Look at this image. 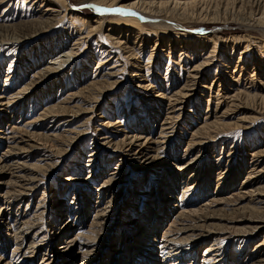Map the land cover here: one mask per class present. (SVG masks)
<instances>
[{
	"label": "bare ground",
	"instance_id": "6f19581e",
	"mask_svg": "<svg viewBox=\"0 0 264 264\" xmlns=\"http://www.w3.org/2000/svg\"><path fill=\"white\" fill-rule=\"evenodd\" d=\"M8 1H11V0H0V6L5 4L6 2L8 3ZM126 1L127 0H88V2L90 4L98 7V10H100L99 13H101V15L99 17H97L96 19H94L93 22H90L88 24V25L92 24L88 28V30L90 29L88 35H86L87 33L85 34L86 36H84V34H82L81 36H79L78 39L74 37L71 39L70 42H74L75 45L79 49V50L78 49L77 50L82 53V51H80V47L82 45L81 42H85V40H87L85 44H87L88 42H91L90 40L93 39V38H91V37H93V34H95V32H97L98 30L103 29V26L106 24L104 22L106 20L105 14L108 12L104 11V10L110 11V10H112V8L113 9L120 8V9H124L127 12H131V13H135V14L134 15H121V14L116 13L115 15L116 16L120 15L119 16L120 18L115 17V19L110 20V22L107 25V26H109L108 27L109 29L107 31L108 34H106V36L104 38L105 40L108 39L107 41H104V43L105 42L109 43L110 46H112V44H113V46L117 45L116 48H118L120 50L122 48L125 50V49H127V48H125L126 47L125 45L128 46V44H131V42H129L130 40L128 38V37H130V39L132 41H134L132 43L135 46H137V44H138L137 42H139V43L142 42L141 46L143 45V43H146V46L148 47V45L152 43L149 40L150 37H152L153 35L156 37H161V38H163V39H161L162 42L160 41L161 45L164 44V46L166 47L165 51H168V53H169L168 55L171 56L174 54V55L178 56V59H179L178 63L179 64L176 65V67H179L178 69H183L182 61L185 60L187 55L189 56L188 60L190 58L195 59L197 56L193 50L195 47L194 48L191 47L192 43H194V42L191 40L189 41L188 39L198 41L197 45H201V47L203 44H204L203 45L204 47L207 46V44H209V45L213 44L212 45L213 47H211V48L214 51L209 52L208 56L209 55L210 56L204 58L203 60L199 56H198V58H196V61H198L197 62L198 64L195 66H192L193 67L192 71H195V73L189 72V77H188L189 79H188V83H187L188 86L185 84L186 87L181 88L179 91L175 92L174 94H172L170 96H167L164 93H162L163 89L166 90L164 88V86L163 87L160 86V87H162V89L161 88L157 89V88H154L152 86V84L154 82H157V79H160V80L166 79V78H163V76H162L163 74L160 72V71H162V67H163L162 65H157L156 67H155V65L153 67L151 66L155 59H157L156 63L160 62V60L163 62V59H165L163 57V55H160L158 58L154 57V56H156V55H154L155 52H145V54L142 56L141 55V52L143 51L142 48H139L140 52L137 51L136 54H134V51L132 49H128V50H125V52L127 51L128 53L126 52L125 54L124 53L122 54V55H126V56L128 55L127 61L125 62V65H123L122 68L117 69L114 66L113 67L114 68L113 73H105V69L104 70L102 69V71L98 73L99 74L98 77L96 76V72H93L94 76L91 79V82L86 85L85 89L86 88L91 89V92L96 91L95 93H99V91L106 90V88H108V87L114 88V86H116V85L118 86L121 82L125 81L128 78V76L126 77V79H122V81H120L119 75H121L123 72H127L126 67L129 64H131L130 65L131 66L130 71L127 72L129 74L130 73L132 74V75L130 74L131 76H129V77H131V80H130L131 87L135 88V90L136 89L140 90V92H138V95H140L139 98L143 102H145L146 104H144L143 106L140 104V109L137 111L138 116H134L131 120L134 123L131 124L132 126L126 127V129L129 130L132 134L130 137H128V136L124 137L120 141L115 140V139L112 140L111 138H109L108 137L109 134L104 129L115 128L116 124H118V123H116L115 125H110L111 122L108 121V123L105 124L106 126H104L105 128L102 129L103 131H105L104 134H106L108 136L101 138L102 139L101 143L99 145L96 144V145H98V147L93 146L95 144V143H92L94 141V138L89 139V141H87V142L84 141L85 143H83L82 145L79 146L81 154L77 158H74V160H73L74 162L71 165L77 166V163L80 164V161H81L80 158L81 157L84 158L85 155H88L87 159H89V160H85V161L83 160L82 161L83 164L86 162L85 165H87V167L89 168L87 178L85 180L84 179L83 180L79 179V180L82 182L83 181L88 182V183H90V185H89L88 189L86 190V192L83 191V193H82L83 200L81 202H76L78 198H75V197L72 198L73 199L72 203L74 204V206H76L73 209L74 212L72 210L71 211L67 210V208L69 209V207L66 208V206H68L67 199H65L61 203V200L63 199V197L66 198L68 195H67V193H64L61 186H59L58 190L56 191V194L54 195L55 198H53L54 201L56 202L55 207L49 211L47 210L48 212H50L49 215H51L49 217L50 220L47 221V223H45V221H43L45 218V215L48 214L47 211L42 213L39 216L40 218H43V220H41L40 218L37 217V220L39 219L38 222H40V220H41L44 222V223L42 222V224H47V226H44V228L46 231L48 230V232H45L44 229L42 228L41 233H43V231H44V235H42L41 233H38L35 235V236L39 235L37 238L38 239L37 243L33 242V243L28 244V243H26L25 239L21 238L22 237L21 235H22L24 229L20 228L19 221L16 218V216L18 217V215L14 216V210H12L14 208V205H19L21 202H23L22 199H20V197L21 196L24 197L25 196L24 194L26 193V191L28 189H31L29 187V185H33V183H36V181L33 178H28V176L27 177L26 176L25 177H23V176L16 177L15 180L10 179V181H9L10 184H8V185L6 184V187L7 188L9 187L8 188L9 191H7V194H5V196L0 195V201L1 202H2V200L4 201L3 203L0 202V230H1V235H3L2 236V238H3L2 243L7 244V247L9 249L8 255L10 254L12 256L14 254L15 255L14 258H18V257L21 258V256H23V254L26 256L28 254H31V256H33V258H35L36 253L37 254L38 253L43 254V252H44L43 261L41 262V264H54L52 262L55 261V258L57 260H59L58 264L59 263L60 264H74L71 261H69L68 257H70V258L75 257L76 259L79 260L80 264H88L89 261H93V263L90 262L89 264H111V262H115L119 258L118 253L115 250L114 251L112 250V249H114V247H113V243H114V245H116V244L119 245L118 249L122 248L120 251L121 255H122V250L125 251V253L123 252V254L126 255V257L123 258V255H122V258H123L122 264H124L125 261L128 262V264H160V259H164L163 262L161 261L162 262L161 264H176L174 258H177L178 260H180V258L182 259L183 256L186 257L187 255H189L190 252L193 254L195 253L196 250L199 252L200 248L204 244L208 243L209 239L213 237V234H226V233L232 234V233H234L238 237H240V235L242 237H246V236H252L253 237L258 233L260 234L261 231H263L262 233H264V210H263V208L256 206L257 205L256 203L253 207L249 206V205H243L239 209L234 210L232 213L227 212L225 208L224 209H213V210H209L208 212H204V211H202V209L195 210V211L193 210V212L191 211L192 213H190L188 215V217H190V219L191 218L193 219L192 222L195 223L194 226H192V225L191 226H180L179 228H178L179 225L175 226L173 224L175 227L171 226L170 225L171 224L170 219L175 214H178L176 212V210L178 209V206L180 205V203L183 202L182 197L186 193L185 192L186 190L184 191V189L186 188L187 192H189V190H190V193H191V190H193V188L200 186L199 191L202 192L200 197H202L209 190V187L206 186V182L208 183L209 181H211V177L208 176V174L211 172L208 171V169H206V168L201 170V162L198 160V156L192 158L189 161H179V160H177V157L175 158V157L168 156L167 160L169 162V165L167 166L166 169H164L162 171L161 176H159L161 174V170L156 169V168H158L156 166V164H157V162H159L158 159H160V152L162 151V147H160V145L164 143V141H162V140L163 139L166 140L169 138V134H171L170 131L172 130L173 125H174L172 123H175V121L179 119L180 115L178 116V114L184 110L182 108L183 105H182V107H180L178 109H176V108L178 106H181L182 103H184V102H182L183 100L194 96V94L192 95L190 93V89L197 87L196 85H197L198 80H200V84H201V88H199L200 90L205 89V87L207 88L206 84L210 83V81H209L210 79H208L207 76L210 75L211 70H208V68H209V65L211 64V61H212L214 55L219 51V48L216 46L217 39L222 40L224 45H226V46L229 44H233L234 45L233 50L235 49V46H238L237 44L245 43V46L248 45L244 49V53H241L239 60L236 62L238 65H240V67L243 64L245 65V61H246L245 55H249V54L251 55V53L247 52V49L249 48V44L251 43V40H252L250 38L248 40H246V39L242 38V36L241 37L240 36L239 37L233 36V38H230V37H219V35L217 38V35L216 36H213V35L208 36L207 34H205L201 37H197V36H194L195 33H193V30L191 31V29L189 30L188 33H186L187 30L185 32L184 29L177 28L178 26H176V24L174 23L175 20L180 21V23L181 22L185 23V22H187V20H199V19L200 20H206L207 19V20H212L214 22H217L218 20L219 21L221 20V18H220L221 16L226 17V16L231 15V17H234V19L237 22H240V24H244L246 26L252 25V26L258 27L261 30H264V0H132L128 3ZM25 2H28V4H31V5H29L31 7L32 6L35 7V5L40 4L37 6V7H39L38 13H39V15H41L40 20H38V18H36V20L33 19V21L31 20V22L20 23V25H17V26L14 25L11 27V26L5 25V26L0 27V36H2L3 34H6L4 36H5V38H8V41H13V43H17V44L27 42L28 40L32 39V37H35L37 34H40V33L44 34L48 30H51V28L56 25L55 22L58 20V18H60L63 13L67 14L70 11L67 9V7L65 5L66 1H64V0H25ZM65 7H66V10L63 11V9ZM42 9H46V10L43 11ZM143 11H146V12L144 13ZM70 12H72V11H70ZM72 15H74V14H72ZM103 19H105V20H103ZM89 20H91V19H89ZM223 20L226 21V18ZM182 31H184L185 33ZM52 33H54V32H52ZM145 35L147 36V38L145 37ZM263 38H264V36H263ZM169 39H170V43L168 44V42L166 40H169ZM183 40H185V42H186L187 49L189 48L187 52H183L184 51L183 48L185 46L180 44V42ZM259 40L261 42V39H259ZM178 41H180V42H178ZM243 41H245V42H243ZM0 42H2V41H0ZM122 42H124V43H122ZM160 42L158 40V42H156L157 44L155 43V45L152 46L153 48L155 47V49H153V50H156V51L158 50V46H160L159 45ZM254 42H255V40H254ZM262 42H263V44L260 45V48H264L263 39H262ZM123 44H125V45H123ZM177 44H179V45H177ZM176 47L181 48L179 50V53H176V51L171 52ZM100 48H102V47H100ZM227 48H229V47H227ZM74 49H76V48H74ZM205 49H206V47H205ZM104 50L105 49L103 48L101 55L108 54V49H106L105 51ZM130 50H132V52H130ZM66 52H68V51H66ZM54 53L55 52L50 51V48L48 46L47 47L42 46L39 48V50L37 52V55H40L41 57H38V56L36 57V55H35V57L37 59L35 58L32 61V63H34L33 66H36L37 63L40 62V61H38L39 60L38 58H40L41 61H43L46 64L45 65V66H47L46 67V69H47L46 73L50 72V73L46 74L47 78L49 76H52V72L57 73L56 68L54 67V64H51V63L49 64V62L46 61V59L48 57H50L48 59L50 62H52V61L58 62L59 58H58L57 54H54ZM74 53H75V51H69V53L67 55H65V57H69L67 62L66 61L64 62L61 60L58 62V65H60L61 69L64 70L65 67H67V64L70 63L71 61H73V57H75V55L77 54V53H75V55H74ZM111 53L113 54V51ZM223 53H224V51H223ZM117 55H118L119 60L122 61L123 58H122L121 54L118 53ZM230 55L232 57V54H230ZM259 56H261V55H259ZM144 58L147 59L148 66L150 65V67H147L146 65L143 64L144 62H142V60ZM221 58L223 59V56ZM99 59H101V58H99ZM130 59L134 60V62L129 63ZM253 59H254V61H252L253 62L252 67H253L254 71L256 69L262 70L261 71L262 73L259 75L258 78H256L254 71L251 73L252 75H250V77H251L250 79L248 78L247 75H243L242 72L240 71L241 73L239 75H235L236 80L234 79L235 73L232 72V75H233L232 77H233V80H235V82H233V84L230 85L231 87L228 85L227 79H225L224 81H223V79H219V80L216 79V81L211 82L212 86L215 85V82H218L220 85V88L222 87L221 84L223 82L226 83V86H228V88L227 89L224 88V91H225L224 95H226L229 98V100H231L230 103L232 105L230 106V103H228L226 105L227 109L222 113V115L219 119L216 116V114L219 111L221 102L219 105L217 104L218 106H216L214 120L213 121L207 120L200 128H198L192 134L193 136H199L200 135L204 138V133H205V135L207 134L206 138H209V139L216 138L219 134L217 133V136L213 137L211 135V133H212L211 130L216 129V130L222 131V129H226V128L228 129L230 127V124L227 123L226 120L224 119V118H227V116H228V115H226L227 112H230L232 107H234L235 111L238 110V112H239L243 109L242 104L250 106L251 102H253L254 104H257V107H255L253 105V109L249 110L250 115H251V117L248 118L249 124L251 123V121H252V123H251L252 126L257 124V123L261 124L264 122V64H263L262 68L260 66H258V68H257L256 67L257 66L256 56H254ZM18 62H20V61H18ZM108 62L103 63V65L107 64ZM114 64L115 65L119 64L118 59L114 62ZM1 65L2 64H0V66ZM189 65H190V63L189 64L187 63V65L185 66L186 69H188V70H189ZM229 65L230 64L226 62L225 63L226 68L225 69H229L228 68ZM117 66H120V65H117ZM237 66H235L234 68L236 69ZM24 67L25 66H22V68H20V70L19 69L15 70L14 68H19L18 64L12 63V65H9L7 67V70H5L2 67V71L0 72V75H1V73L4 74V77L6 78L5 83L7 84L10 81H12V79L15 78V76L20 77L21 76L20 73H22V71H24L26 68V67L25 68ZM203 68H205L204 74H203L204 70H202ZM242 69H243V67H242ZM244 70L245 69H243L242 71H244ZM88 71L89 70H87V69L83 70V76H82L83 78L88 73ZM64 72H66V75H69V77L66 80L63 79V81H64L63 84L65 86H68V84L72 83L71 80H73L75 78V76L77 75L76 72H78V71L76 70V67H75V68L69 70L68 72L67 71H64ZM119 72H121V73H119ZM155 73L157 74L156 77L150 78ZM38 74L40 76L41 73L38 72ZM57 74H59V73H57ZM140 74H141V76H140ZM80 76H81V74H80ZM83 78H81V79H83ZM40 79H41V77L38 78L37 80H35V82H33V86H32L33 88L38 85ZM170 79H172V78H170ZM247 80H249L248 84H251V86L249 88H246V86L245 87L243 86V84ZM184 81H185V79H184ZM255 81H257V83ZM135 82H138L140 84H137ZM183 85H184V83H183ZM157 86H159V84H157ZM1 89H3V87H1L0 90ZM29 89H31V88H29ZM29 89H25V90L27 91ZM152 90L153 91L157 90V91L153 92ZM230 92H232V94H230ZM37 95H38V97H37ZM49 95L50 94L47 91V93L45 95V100L49 97ZM217 95H219V94H217ZM40 98H43V97L39 94H35L31 98V101L29 104V106H30L29 107V113H32L31 112L32 109L35 108V106H36L35 103L38 102L40 100ZM71 98L72 99L69 100L70 102H72V100L75 98V95L73 94ZM8 99H10V98H8ZM89 99L91 100V102L90 101H84V102L91 105L92 102H95L97 100V96L91 94L89 96ZM112 101H114L113 98L110 99V102H112ZM206 101H207L208 106H209V103L211 101H209L208 99ZM3 102H4V100H2L1 92H0V107H6L9 109L10 107L8 105L10 104V102H8V103H6V102L3 103ZM196 102H197V99L191 100V104H192L191 107L192 108H193L194 104H197ZM118 103H119V101H118ZM201 105H202V103L200 104V106ZM118 106H119V104H118ZM46 107H47V105H46ZM90 107H91L90 109L85 108L84 110H86V111H84L82 109L83 106H80V107L79 106L75 107L72 105L68 106V103H62L59 105L54 104L52 107L45 108V111L42 112L43 114L40 115V116H42V118L39 117V119L34 120L32 123L34 125L35 122H38V121H45L46 122V120H49V119L54 120V117H57L59 119L64 118L63 120H61V121H63V126L68 127V125L70 123H72L74 126L73 122L78 117V115H80L81 113H84V112L93 113L95 111L96 106L91 105ZM164 107H166L167 110H173L174 113L172 112L171 116H169L170 118L167 116H164V115L159 117L160 115H162L161 113H163L162 111H163ZM8 109H6V111H8ZM24 109H26V107H23V110ZM108 109H109V112L106 111V107L104 108V110L100 113L101 115H100L99 119L109 120L108 118L111 115V111H110V108H108ZM177 111H178V113H177ZM220 111H221V108H220ZM22 113H24V112H22ZM22 113L20 116L21 118L23 117ZM69 115L74 116L73 120L69 119ZM12 116L14 117L15 113H13ZM2 117L3 116H0V119ZM49 117H52V118H49ZM143 118H144V124L143 123H142V125L139 124L140 126L138 125V127H137L136 124H137L138 120L143 119ZM86 119H87L86 122L84 121L85 124L83 123L85 126L82 127L83 124L80 126V127H82V129L78 130V128L75 127L77 130L73 131V130H75L73 127L72 128L73 130H69V132L64 131V132L59 133V134H58V132H56V134H52L54 136H49V135L47 136L46 134L41 135V136H39V135L37 136L36 134H32V136H31L32 138L30 137V142L26 143V147H20L19 148L17 146H12V148H13V150H17V151L21 152L22 154H24V153L30 154L31 151L38 150V146L36 143L39 141H42L44 143V146L48 145L51 149H54V150H55V147L58 145L57 149H56V152L58 155L56 154V156H62L63 157L68 152L64 148H67V150H70L72 145L74 146V144H75L74 141H76L78 139V142H79L80 141L79 138L85 137V133H86V130L88 127L87 125H88L89 121H91V120H89V118H86ZM244 121H247V120H244ZM139 122H140V120H139ZM1 123L2 122L0 121V124ZM240 123H241V121H240ZM143 125H145L144 126L145 128H141V126L143 127ZM1 126H0V128H1ZM155 127H158L160 129L159 130V135H160L159 141H158V139L157 140L152 139V132L155 131L154 130ZM263 127H264V125H263ZM202 132H204V133H202ZM34 140H37V142H35ZM32 142H35V143L32 144ZM197 143H196V145H197ZM191 145H195V144L191 143ZM103 146H107V148H108L107 150L109 151V153H104V151L100 152V147H103ZM45 147H47V146H45ZM187 147L190 148V144ZM124 148H127L128 150H125ZM153 148H155V149L152 150ZM188 148L186 151H188ZM110 152H112V153H110ZM151 152H153V153H151ZM11 153H9V154H11ZM120 153L123 154L122 155L123 158L119 159L118 156L115 157L116 154H120ZM155 153H156V155H155ZM127 157L130 160H127ZM131 158L134 159L133 161L136 164V167L138 168V170H137L138 175L136 177L134 176L135 178H133V180H131V181L125 180L123 187L121 189L117 188L114 191V193L110 192V191H112L111 189H113L114 186L117 185V183L119 181H121L119 179L120 177L117 178L116 174H119V171H122V172L124 171V169H122L125 166L124 164L132 162ZM100 159H102V160L99 162ZM259 159H263V160H259ZM77 160H79V162ZM251 160L255 161V163L253 164V165L256 164L254 174H256L257 176L252 177V175H250L249 177H247L248 179L246 178L247 179V180H245L246 182L244 181L245 182L244 187H250V189L254 188L252 191H249V194L251 195L252 199L256 196L257 197L254 200H251L250 202L254 203L256 201V202L260 203L261 201H259L258 199H260L261 197L262 198L264 197V196H262V195H264V183L261 182L264 179V168L262 167L264 165V150H261L258 152L254 151L252 154ZM173 162H175L176 164ZM111 164L112 165L114 164V166L117 167L116 173H111V170H110ZM197 164H200V166L195 168V166ZM42 165L36 164V165H31V166L36 170H42L41 172L46 171L45 170L46 167H48L47 170H50L52 168V167H50V165H45V166L44 165L42 166ZM51 165H52V163H51ZM14 166H15V163L10 164V165H6L5 163L3 164L2 161H0V172H1L0 174H5L4 173L5 170H6V172H9L12 169V167H14ZM240 167H242V166H240ZM26 168H28V167H26ZM79 168H81L80 169V171H81L82 166ZM71 169H73V168H70L67 170L70 171ZM27 170L32 172V169H30V168ZM36 170H35V174L39 172ZM156 170L159 172L156 173ZM83 171H84V169H83ZM112 171H114V170H112ZM236 172H237V170H235L233 172L234 177L233 176L230 177V180L227 178L226 174H223V175L218 174L216 176L218 178V181H215L218 183V187L219 186L221 187V183L223 184L224 179H226L225 180V182H226L225 186L227 187V189L228 190L232 189V188L234 189V184H235L236 180L238 179V174L242 173V170H239L238 173L235 174ZM33 173H34V171H33ZM73 173L74 172H71L68 175L69 176L74 175ZM199 173H201V174L199 175ZM197 175H198V177H197ZM77 179H74L72 177L68 178L65 180V184L69 185L72 181H77ZM116 179H118V180H116ZM253 179H255V181ZM161 180H162V182H161ZM195 180L200 181L198 186L196 185V183H193V182H195ZM146 182H147V184H146ZM18 183H21V185L18 186ZM22 183H24V184H22ZM28 183H30V184H28ZM155 184L161 185V186L156 190L154 188ZM209 184H210V182H209ZM1 185H4V184L0 183V188H1ZM17 187H19L21 189V191H16L15 188H17ZM69 188L71 189L70 186H69ZM243 188H242V190H244ZM10 189H11V191H10ZM130 189H131V192L133 191L132 192L133 196L130 194ZM14 190H15V192H13V193H16V194L11 193ZM123 190H126V192L129 194V198H126L127 195H126L125 191H123ZM244 191H247V190L245 189ZM145 192H146V194L150 193V195L149 194L148 195H149V197H151V201L146 206V208L142 209L140 203L139 204L137 203L139 206V207H137L139 209L138 211L136 210V208L135 209L131 208L133 206V203L135 204V201L139 202L138 199L140 198V196L142 194L146 195ZM190 193H187V194H190ZM217 193H219V190H217ZM217 193H215V194H217ZM246 193H248V192H246ZM207 194L208 193H206V195ZM56 195H58V196H56ZM248 195H243V197L248 198L249 197ZM12 196H15L16 199ZM164 196L166 198H164ZM11 197L13 199H11ZM185 197H189V196H185ZM67 198H69V196ZM105 199H107V200H105ZM6 201H10V202L16 201V202L13 204V203H9ZM26 202H28V201H26ZM192 202H193V200H192ZM69 204L71 205L70 202H69ZM220 204H222V203H220ZM58 207H60V208H58ZM122 207H124V208H122ZM56 209H57V212H54ZM120 209L123 210V213H124V214H122L123 215V222H122L123 224L118 225V226H113L112 220L117 218V214H118L117 211ZM75 212L77 214V217L82 218V225L81 224L78 225L80 227L79 228L80 230L77 232V235L84 233V236H82L83 240L80 238H77V237L71 239V237L74 233V229L76 227V226H74V224L76 225L78 223V218L75 221L73 220V215ZM110 212H112L113 214L115 213V216L114 215L110 216L109 215ZM188 212H190V211H188ZM93 214H95V217H93L94 222L92 223V225L96 229L94 231H92V234L87 235L84 232L86 230L83 231V228H85L84 225L87 224V221L90 219V217L92 218L91 215H93ZM133 218H135L134 220L138 219L135 226H136V228L137 227H140V228H138V231L136 233V234H138V236H137L138 238H135V239H137V241L134 243L135 245L132 247L133 243H131V240H129V239H128V241L126 240L127 236H128L126 234L129 233L130 237L133 238V235H134L133 232L136 230V228L134 229V226H133V228L130 229L131 223L128 222V221L132 220ZM177 218H180V217H177ZM42 224L40 226H42ZM68 224L69 225L71 224L70 226L72 227V231H70V232H68V230L65 231V229H64V226L66 227V229H68ZM141 224H143V225H141ZM30 225H32V224H30ZM24 227H25V225H24ZM113 227L116 229L119 228L118 232H120V233H122V231L124 230L123 234L119 233V235H121V236H117V238L114 237L115 235L112 236L111 240H115V241L114 242L113 241L107 242L106 244L104 243V247L101 245V247L103 248L102 250H101V247H100V249H97V252H99L100 255L99 256L94 255V253H93L94 251L92 250V247L94 249L95 246L99 245L100 244L99 240L106 235V232H108V229L111 230V228H113ZM170 228H173V229L175 228V230L177 231L178 234L181 233L182 235H184V237H181V240H183L181 243L182 246L175 245L176 240L172 239L174 237L169 239V241H165V244L170 242L171 243L170 246H175L176 250L173 252H169V254H170L169 256H171V257H166V256L163 257V256H161L163 254H160V249H161L160 245L162 244V242L160 244V240L162 237L164 238L165 236H167V238H169L168 237V233H169L168 231L171 230ZM48 235H50V237H48ZM122 236H124L125 243L121 244L119 239ZM107 237H106V240L109 241L110 239ZM48 238L52 242V248L50 247V242H49L50 240ZM181 240L179 238V240H178L179 243ZM14 241H15V243H14ZM178 241H177V243H178ZM190 241H192V242L189 244ZM12 243H13L14 247L12 246ZM185 244L186 245L192 244L191 247H193L194 249L193 248L191 249L188 247L189 249H191V250H188V249L184 248V247H187ZM246 244H247V242L243 241L241 244L240 250H243L245 248ZM168 245L169 244H167V246ZM10 246H12V247H10ZM45 247L47 248L46 251L44 250ZM177 247H179V248H177ZM262 248H264V240L255 246V252L256 251L259 252L258 250L259 249L261 250ZM47 250H48V252H47ZM210 250L211 249H208V253ZM211 251H213V250H211ZM213 252H215V250ZM107 254H110V257L108 259H106ZM165 254H167V253H165ZM205 255H204V257H205ZM218 255H220V253ZM218 255H214V256L217 257ZM65 256H68V257H65ZM241 256L242 255H240V257ZM250 256H252V254ZM94 257H96V259L93 260ZM251 258L253 259L254 256H252ZM65 259H68V260H65ZM250 259H247V260H250ZM259 259H261V260L256 262V264H264V256H261ZM57 260H56V262H57ZM194 260L189 261L187 264H196V262H194ZM213 260H215V258L214 259L212 258V261ZM22 261L23 260L20 259V262L18 261V263L25 264V262H22ZM3 263L4 262L0 258V264H3ZM245 263H247V262L243 261L242 263H239V264H245ZM11 264H14V263H11Z\"/></svg>",
	"mask_w": 264,
	"mask_h": 264
},
{
	"label": "rangeland",
	"instance_id": "374dc122",
	"mask_svg": "<svg viewBox=\"0 0 264 264\" xmlns=\"http://www.w3.org/2000/svg\"><path fill=\"white\" fill-rule=\"evenodd\" d=\"M64 1H66L65 5H66L67 9L72 11V12L69 11L67 14L63 13L61 15V17L58 18V20L56 19L57 20L55 22L56 25L53 26L51 28V30H48L46 33L37 34L35 37H32V39L28 40L27 42L21 43V44L13 43V41H8V38H5V36H4L6 34H3L2 36H0V41H2V42H0V61L2 60L0 62V64H2L1 66L5 70H7V67L9 65H12V63L18 64L19 68H14L15 70H18V69L20 70V68H22V66L26 67V68L24 67L25 70L22 71V73H20V75H21L20 77L15 76V78H13L12 81H10L7 84L5 83L6 78L4 77V74L1 73V75H0V88L3 87V89H1L0 92H1L2 100H4L3 103L10 102V104L8 105L10 107L9 109L6 107H0V116H3L0 119V121L2 122L0 124V126L2 125L0 128V161H2L3 164L5 163L6 165H10V164L15 163V166H14L15 168L12 167V169L9 172H6V170H5L4 171L5 174H0V183L4 184V185H1L0 195L5 196V194H7V191H9L8 190L9 187L7 188L6 184L7 185L10 184L9 183L10 179L15 180L16 177H20V176H23V177L26 176L27 177L28 176V178H33L36 181V183H33V185H29V187L31 189H28L26 191V193L24 194L25 196L23 195L24 197H22V196L20 197V199H22L23 202H21V203L19 202L20 203L19 205H14V208L12 209V210H14V216L18 215V217L16 216V218L19 221L20 228L24 229L23 233L21 235L22 236L21 238L25 239L26 243H28V244L33 243V242H35V243L38 242L37 238L39 235L38 236H35V235L38 233H41L42 228L44 229L45 232H48V230L46 231L44 228V226H47V224H42V222L45 221V223H47V221L50 220L49 217L51 215H49L50 212H48V211L55 207L56 202L54 201L53 198H55L54 195L56 194V191L58 190L59 186H61L64 193H67V195L69 196V198H67L68 196L66 195L67 197L66 198L63 197V199L61 200V203H62V201L67 199L68 206H66V208L69 207V209L67 208V210L73 211V209L76 207L72 203L73 197L78 198V199L80 198L79 200L77 199L76 202H81L83 200L82 193H83V191L86 192V190L88 189V187L90 185V183H88V182L80 181L83 179L85 180L87 178V175H88L89 168L87 167V165H85L86 162L84 164L82 163L83 160L84 161L89 160V159H87L88 155H85L84 158L81 157L82 159L80 158V160H81L80 164L77 163V166L71 165L74 162L73 161L74 158H77L81 154L79 146L82 145L83 143L89 141V139L94 138V141L92 143H95V144L93 146L98 147V145L102 141L101 138L108 136V135L104 134L105 131L102 130L103 128H105L104 126H106L105 124L108 123V121L111 122L110 125H115L116 123H118V124H116L115 128L104 129L109 134V136H108L109 138H111L112 140L115 139V140L120 141L124 137H127V136L130 137L132 134L129 130L126 129V127L132 126L131 124L134 123L131 120L134 116H138L137 111L140 109V104L142 106L144 104H146L145 102H143L139 98L140 95H138V92H140V90H137V89L135 90V88L131 87V84H130L131 77H129V76H131L132 74L130 73L131 74L130 75L129 73H127L128 71H130V68H131L130 65L131 64H129L126 67L127 72H123L121 75H119L120 81H122V79H126V77L128 76V78L125 81L121 82L118 86L117 85L114 86V88L108 87V88H106V90L99 91V93H95L96 91L91 92V89H87V88L85 89L86 85L91 82V79L94 76L93 72H96V76L98 77L99 76L98 73L101 72L102 69L103 70L105 69V73H113V70H114L113 67L114 66L117 69L122 68L123 65H125V62L127 61V56H128V55L126 56V55H122V54L123 53L125 54L127 52V51L125 52V50H128V49H132L134 51V54H136L137 51L140 52L139 48H142V50H143L141 52L142 56L145 54V52H155L154 55H156V56H154V57L158 58L160 55H163V57L165 59H163V62L160 60V62H158L159 64L156 63L157 59H155L151 66L153 67L155 65V67H156L157 65H162L163 66L162 71H160V72L163 74L162 75L163 78H166V79L165 80L164 79H162V80L157 79V82H154L152 84V86L154 88H157V89H159V88L162 89V87L164 86V88L166 90L163 89L162 93H164L167 96H170V95L174 94L175 92L179 91L181 88L186 87V85L188 86L187 83H188V79H189L188 78L189 72L195 73V71H192L193 70L192 66H195L198 64L197 63L198 61H196V58H198V56H199L203 60L204 58L210 56V55L208 56L209 52L214 51L211 48V47H213L212 46L213 44L212 45L207 44V46H205L206 47V49H205V47L203 46L204 44L202 45V47H203L202 48L201 45H197L198 41L188 39L189 41L191 40L194 42V43L191 42L192 43L191 47L192 48L195 47L193 50L197 56L195 55L196 56L195 59L190 58L188 60L189 56L187 55L185 60L182 61L183 69H178L179 67H176V65L179 64L178 63L179 62L178 56H176L174 54H173L174 56L168 55L169 53H168V51H165L166 47L164 46V44L161 45V42H162L161 39H163L161 37H156L154 35L152 37H150L149 40L152 43L149 44L148 47L146 46V43H143V45L141 46L142 42L141 43L137 42L138 44H137V46H135L132 43L134 41H132L130 39V37H128L130 40L129 42H131V44H128V46L123 44L126 46L125 48H127V49L124 50L121 48V50H120V49L116 48L117 45L113 46V44H112V46H110L109 43H106V42H105L106 44L104 43V41L108 40V39L107 40L104 39L106 34H108V32H107L109 29L108 28L109 26H107L108 23L110 22L111 19H115V17L120 16V15L116 16L115 15L116 13H114L112 11H107L108 13L105 14L106 20L103 19V20H105L104 22L106 23L103 26V29L98 30L97 32H95V34H93V37H91L93 39L90 40L91 42H88L87 44H85L87 40H85V42H81V44H82L80 47V51H82V53H81L78 51L79 49L75 45V43L70 42V41L74 37L78 39L79 36H81L82 34H84V36L88 35V33L90 31V29L88 30V28L90 25H92V24H90V25H88V24L90 22H93V20L96 19L97 17H99L101 15V13H99L100 10H98V7L95 5H94L95 7H85L86 5H92L88 2V0H64ZM130 1H132V0H127L126 2L128 3ZM29 5H31V4H28V2H25V0H11V1H8V3L6 2L5 4L1 5L0 6V27L5 26V25L11 26V27L14 25L17 26V25H20V23L31 22V20L33 21V19L36 20V18H38V20H40L41 15H39V13H38L39 7H37L40 4L35 5V7L32 6L33 8ZM66 7L63 9V11L66 10ZM42 10L44 11L46 9H42ZM143 12L145 13L146 11H143ZM72 14H74V15H72ZM220 18H221V20L220 21L218 20L217 22H214L212 20H207V19L206 20H200V19L199 20H187V22H185V23L184 22L180 23V21H177V20H175V22H174L176 24V26H178L177 28L184 29L185 32L187 30L186 33H188L190 29H191V31L193 30V33H195L194 36H197V37H201V36L207 34L208 36H210V35L216 36L217 35V38L219 35V37L233 38V36H238V37L242 36V38H244L246 40H248L249 38L252 39L251 43H250L251 45L249 44V48L247 49V52L251 53V55L250 54L245 55V60H246L245 65L243 64L241 67L236 62L239 60L241 53H244V49L248 45L245 46V43L237 44L238 46H235V49L233 50V47H234L233 44H229L226 46V45H224L222 40L217 39L216 46L219 48V51L214 55V57L211 61V64L209 65V68H208V70H211L210 75L207 76V78L210 79L209 80L210 83L206 84L207 88L205 87V89L200 90L199 88H201V84H200V80H198L197 85H196L197 87L190 89V93L192 95L194 94V96L183 100L182 102H184V103H182L181 106H178L176 108V109H178V108L182 107V105H183L182 108L184 110L178 114V116L180 115L179 119L176 120L175 123H172L174 125H173L172 130L170 131L171 134H169V138L166 140L163 139L162 141H164V143L160 145V147H162V151L160 152V159H158L159 162H157V164H156V166L158 167L156 169L161 170V174L159 176L162 175V171L164 169H166L167 166L169 165V162L167 160L168 156L175 157V158L177 157V160H179V161H189L192 158L198 156V160L201 162V170L206 168V169H208V171L211 172L208 174V176L211 177V181H209L210 184H209V182L208 183L206 182V186L209 187L208 192H206V193H208L207 195L205 193L202 197H200L202 192L199 191L200 186H198V184L200 183V181H197V180H195V182H193V183H196V185L198 187L193 188V190H191V193H190V190H189V192H187V189L186 188L184 189V191L186 190L185 191L186 193L184 192L185 195L182 197L183 202L180 203V205L178 206V209L176 210V212L178 214H175L170 219V221H171L170 225L171 226L179 225L178 228L180 226H191V225L194 226L195 223L192 222L193 219L192 218L190 219V217H188V215L190 213H192L193 210L195 211V210L202 209V211L208 212L209 210H213V209H224L225 208L227 212L232 213L234 210L239 209L243 205H249V206L253 207L255 205V203L257 204L256 206L263 208V210H264V200H263L264 197L263 198L261 197L260 199H258L259 201H261L260 203L256 202V201L254 203H252L250 201L254 200L257 196L252 199L251 195L249 194V191H252L254 188L250 189V187H244L245 182H246L245 180L248 179L247 177H249L250 175H252V177L257 176L256 174H254L256 164L255 165H253V164L255 163V161L251 160L253 152L254 151L258 152V151L264 150V127H263L264 122L261 124L257 123V124L252 126V124H251L252 121L249 124V119H248L249 117H251L249 110L253 109V105L255 107H257V104H254L253 102H251L250 106L242 104V107L244 110L242 109L239 112H238V110L235 111L234 107H232L231 111L227 112V114H226V115H228L227 118H224L226 120V122L230 124V127L228 129L226 128L227 130L222 129V131L216 130V129L211 130V132H212L211 135L213 137L214 136L216 137L217 133L219 134L216 138H211V139L206 138L207 134L205 135L204 132H202V133H204V138L200 135L199 136H193L192 135L207 120H209V121L214 120L216 106H218L220 104V102H221V105H220L221 111L219 108V111L216 114V116L219 119H220L222 113L227 109L226 105L231 102V100H229V98L226 95H224V93H225L224 88H226V89L228 88V86H226V83L223 82L221 84L222 87L220 88V85L218 82H215V85H213V86L211 85V82L216 81V79L217 80L223 79V81L225 79H227L228 85L230 86L236 80L235 75H239L241 72L243 75H247L248 78L250 79L251 78L250 75H252L251 73L254 71V69L252 67L253 66L252 61H254V59H253L254 56H256V60H257V63H256L257 66L256 67L257 68H258V66H260L262 68V66L264 64V48H260V45L263 44L262 39L264 41V38H263L264 30H261L256 26H252V25L246 26L244 24H240V22H237L234 19V17H231V15L226 16V17L221 16ZM225 18H226V21L223 20ZM89 19H91V20H89ZM184 31H182V32H184ZM52 32H54V33H52ZM145 37L147 38L146 35H145ZM259 39H261V42ZM158 40H159V42L160 41L161 42L159 44L160 46H158V50L156 51V50H153V49H155V47L153 48L152 46L155 45V43L158 42ZM254 40H255V42H254ZM166 41L168 42V44L170 43V39L166 40ZM245 41H243V42H245ZM178 42H180V41H178ZM181 42H180V44L185 46L183 48L184 49L183 52H187L189 48L187 49V45H186L185 40H183ZM122 43H124V42H122ZM177 45H179V44H177ZM42 46L43 47L48 46L50 48L51 52L52 51L55 52L54 54H57L59 61L61 60V61L67 62L69 57H65V55H67L69 53V51H75V53H77V54L75 55V53H74L75 57H73V61L68 63L67 67H65L64 70L60 68V65H58L59 61L58 62H54V61L50 62L48 60L50 57H48L46 59V61H48L49 64L50 63L54 64V67L56 68V71L59 74L52 72V76H49L47 78L46 74L50 73V72L46 73V71H47V69H46L47 66H45L46 64L43 61H41L40 58H38L39 59L38 61H40V62H38L36 66H33L34 63H32V61L37 56L41 57L40 55H37V52H38L39 48ZM100 47H102V48H100ZM227 47H229V48H227ZM74 48H76V49H74ZM103 48L105 50L108 49V54L101 55ZM180 49L181 48L176 47L171 52L176 51V53H179ZM132 50H130V52H132ZM66 51H68V52H66ZM112 51H113V54L111 53ZM223 51H224V53H223ZM118 53L121 54V56L123 58L122 61L119 60L118 55H117ZM230 54H232V57ZM35 55H36V57H35ZM259 55H261V56H259ZM222 56H223V59L221 58ZM99 58H101L102 60ZM117 59L119 61V64L115 65L114 62ZM18 61H20V62H18ZM105 62H108V63L103 65V63H105ZM132 62H134V60L130 59L129 63H132ZM142 62H144L143 64L146 65L147 67H150V65L148 66L147 59L144 58L142 60ZM226 62L231 65V66L229 65V67H228L229 69H225L226 68L225 67ZM187 63L188 64L190 63L189 70L186 69V67H185L187 65ZM117 65H120V66H117ZM234 65L235 66L238 65L236 69L234 68L235 67ZM1 66H0V72L2 71ZM75 67L79 73L76 72L77 75L75 74L76 75L75 78L73 80H71L72 83L68 84V86H65L63 84V82H64L63 79L66 80L69 77V75H66V72H64V71L68 72L69 70H71ZM242 67H243V69H245L244 71H242L243 70ZM86 69L89 70L88 71L89 74L87 73L83 78L82 77L83 76V70H86ZM204 69L205 68H203L202 70H204ZM261 71H262L261 69H256L254 71L256 78H258L259 75L262 73ZM38 72L41 73L40 76H39ZM232 72L235 73L234 74L235 80H233ZM119 73H121V72H119ZM204 73H205V70L203 71V74ZM80 74H81V76H80ZM156 75L157 74L155 73L150 78H154V77H156ZM140 76H141V74H140ZM40 77H41V79L39 80L38 85L33 88L32 87L33 82H35V80H37ZM81 78H83V79H81ZM170 78H172V79H170ZM184 79H185V81H184ZM248 81L249 80H247L243 84V86L244 87L246 86V88H249L251 86V84H248ZM255 82L257 83V81H255ZM135 83L140 84L138 82H135ZM156 83L159 84V86H157ZM183 83H184V85H183ZM160 86H162V87H160ZM29 88H31V89H29ZM25 89H29V90L26 91ZM47 91L50 95L45 100V95H46ZM155 91H157V90H154L153 92H155ZM35 94H39L43 98H40V100L35 103L36 106H35V108L32 109V111H31L32 113H29V107H30L29 104H30L31 98ZM73 94L75 95V98L72 100V102H70L69 100L72 99L71 97ZM91 94L97 96V100L95 102H92V104H91V105L96 106L95 111L93 113L84 112V113H81L80 115H78V117H77L78 119L76 118L75 121L73 122L74 126L72 123H70L68 125V127L63 126V121H61V120H63L64 118L59 119L57 117H54V120L53 119L46 120V122L45 121H38V122H35L33 125L32 122L34 120L39 119V117L42 118V116H40V115L43 114L42 112L45 111V108L52 107L54 104L59 105L62 103H68V106L69 105H72L75 107L83 106V108H82L83 110L85 108L90 109L91 105H89L88 103H86L84 101H90L91 102V100L89 99V96ZM217 94H219V95H217ZM230 94H232V92H230ZM37 97H38V95H37ZM8 98H10V99H8ZM112 98L114 101L110 102V99H112ZM192 99H197V102H196L197 104H194L193 108L191 107L192 106V104H191ZM207 99L209 101H211L209 103V106H208V103L206 101ZM118 101H119V103H118ZM201 103H202V105L200 106ZM118 104H119V106H118ZM46 105H47V107H46ZM231 105L232 104L230 103V106ZM23 107H26V109L23 110ZM105 107H106L107 112H109L108 108H110V111H111V115L108 118L109 120L99 119L100 115H101L100 113L104 110ZM5 108L8 109V111H6ZM84 111H86V110H84ZM178 111H177V113H178ZM22 112H24V113H22ZM162 112H163V113H161L162 115H160L159 117H161L163 115L169 117V116H171L173 110H167L166 107H164ZM13 113H15L14 117L12 116ZM21 113L23 114L22 118L20 117ZM73 117H74L73 115H69V119L73 120ZM49 118H52V117H49ZM86 118H89V120H91V121H89V123L87 125L88 127H87V130L85 133V137L79 138L80 139L79 142H78V139L76 141H74L75 144H74V146L72 145L70 150H67V148H64L68 152L63 157L62 156H56V154H57L56 149H57L58 145L55 147V150H54V149H51L48 145H45V146H47V147H45L44 143L42 141L37 142V140H34V141L37 142L36 144L38 146V150H33V151H31L30 154L29 153L22 154L21 152H19L17 150H13V148H12V146H17L19 148L20 147H26V143L30 142V137L32 136V134H36L37 136L38 135L41 136V135H45V134L47 136L48 135L54 136L52 134H56V132H58V134H59V133H62L64 131L69 132V130H73L72 129L73 127L75 129L73 131H76L77 130L76 128H78V130L82 129V127L85 126L84 121L86 122V120H87ZM139 120H140V122H139ZM139 120L136 124L137 127L139 124H141V125H142V123L144 124V118L139 119ZM244 120H247V121H244ZM240 121H241V123H240ZM82 124H83V126L80 127ZM145 125H143V127L141 126V128H145L144 127ZM154 130L155 131L152 132V139L153 140L158 139V141H159V137H160L159 130L160 129L158 127H155ZM35 142H32V144ZM191 143H193L195 145H191ZM196 143H197V145H196ZM96 144H98V145H96ZM189 144H190V148L187 147ZM187 148H188V151H186ZM107 149H108L107 146L100 147V152L104 151V153H109V151ZM124 149L128 150L127 148H124ZM154 149L155 148H153L152 150H154ZM112 152H110V153H112ZM9 153H11V154H9ZM151 153H153V152H151ZM122 155H123L122 153L116 154L115 157L118 156L119 159H121V158H123ZM155 155H156V153H155ZM101 160L102 159H100L99 162ZM127 160H130V159H128V157H127ZM131 160H132V162L124 164L125 166H124V168H122V169H124L123 172L119 171V174H116L117 178L120 177L119 179L121 181H119L117 183V185H115L116 187L114 186V188L111 189L112 191L109 190L110 192L114 193V191L117 188L121 189L123 187L125 180L131 181V180H133V178H135L138 175V171H137L138 168L136 167V164L133 161L134 159L131 158ZM259 160H263V159H259ZM77 161L79 162V160H77ZM51 163H52V165H51ZM173 163H175V162H173ZM36 164H40V165L43 164L44 166L50 165V167H52V168L50 170H47L48 167H46V169H45L46 171L41 172L42 170H36L31 166V165H36ZM81 166H82V170L80 171L81 168H79V167H81ZM199 166H200V164H197L195 166V168H197ZM240 166H242V167H240ZM26 167H28V168H26ZM262 167L264 168V165ZM29 168L32 169V172L27 170ZM70 168H73V169H71L72 171L67 170ZM116 168L117 167L114 166V164L113 165L111 164V166H110L111 173H116V171H117ZM83 169H84V171H83ZM35 170L39 171L38 172L39 174L38 173L35 174ZM112 170H114V171H112ZM157 170H156V173L159 172ZM235 170H237V172L235 174H237L239 170H242V173L238 174V179L236 180V182L234 184V189L233 188L229 189V190L227 189V187L225 186L226 185V182H225L226 179H224L223 184L221 183V187L220 186L218 187V183L215 182V181H218V178L216 176L218 174H222V175L226 174L227 178L230 180V177H232L234 175L233 172ZM33 171H34V173H33ZM71 172H74L73 173L74 175L69 176L68 174ZM200 174L201 173H199V175ZM71 177L74 179H77V178L78 179H77V181H72L69 185L65 184V180L68 178H71ZM197 177H198V175H197ZM116 180H118V179H116ZM253 180L255 181V179H253ZM147 182H146V184H147ZM161 182H162V180H161ZM261 182L264 183V179ZM22 184H24V183H22ZM28 184H30V183H28ZM19 185H21V183H18V186ZM69 186L71 187V189L69 188ZM160 186L161 185L155 184L154 188L157 190ZM242 188L244 190L246 189L247 191L242 190ZM15 189H16V191H21V189L19 187L15 188ZM217 190H219V193H217ZM10 191H11V189H10ZM123 191H125V193L127 195L126 198H129V194L126 192V190H123ZM13 192H15V190L12 191L11 193L16 194ZM132 192L130 189V194L133 196ZM246 192H248V193H246ZM187 193H190V194H187ZM215 193H217V194H215ZM145 194H146V192H145ZM148 194L150 195V193H148ZM148 194H146V195L142 194L140 196V198L138 199L139 202L135 201V204L133 203V206L132 207L130 206V207L133 209L136 208V210L138 211L139 209L137 207H139L138 204L140 203L142 209L146 208V206L151 201V197H149ZM243 195H248L249 197L244 198ZM56 196H58V195H56ZM185 196H189V197H185ZM262 196H264V195H262ZM12 197H14L16 199L15 196H12ZM12 197H11V199H13ZM164 198H166V197L164 196ZM105 200H107V199H105ZM192 200H193V202H192ZM26 201H28V202H26ZM3 202L4 201L2 200L1 203H3ZM6 202L14 204L16 201H11V202L6 201ZM69 202L71 203V205L69 204ZM220 203H222V204H220ZM58 208H60V207H58ZM122 208H124V207H122ZM46 211L48 212V214L46 213L47 215H45V218L43 220V218H40L39 216ZM188 211H190V212H188ZM54 212H57V209ZM117 213H118L117 218L114 217L115 219L112 220L113 226H118V225L123 224L122 223L123 222V215L122 214H124L123 210L120 209L117 211ZM95 214L91 215L92 218L90 217V219L87 221V224L84 225L85 228H83V231L86 230L84 232L87 235L92 234V231H94L96 229L92 225V223L94 222L93 217H95ZM109 215L115 216V213L113 214L112 212H110ZM37 217L43 221L40 220V222H38L39 219L37 220ZM177 217H180V218H177ZM77 218H78V223L76 225L74 224V226H76V227L74 229V233H73L71 239L77 237V238H80L83 240L82 236H84V233L77 235V232L80 230L79 229L80 227L78 225L79 224L82 225V218L77 217V214L75 212L73 215V220L75 221ZM134 219L135 218L128 221L129 223H131L130 229L133 228V226H134V229L136 228L135 225H136L138 219L137 220H134ZM40 223L42 224V226H40L41 225ZM30 224H32V225H30ZM24 225H25V227H24ZM70 225L68 224V229H66V227L64 226L65 231H67V230H68V232L72 231V227ZM141 225H143V224H141ZM138 228H140V227H137L136 230L133 232V234H134L133 238L130 237L129 233L126 234V235H128L126 240L128 241V239H129V240H131V243H133L132 247L135 245L134 243L137 241V239H135V238H138L137 237L138 234H136L138 231ZM170 229L171 230L168 231L169 232L168 233L169 238H167V236H165L164 238L162 237L161 240L159 239L160 244L162 242V244L160 245V248H161L160 254H163V255H161L163 257H165V256L171 257V256H169L170 255L169 252H173L176 250L175 246H170V244H171L170 242L167 243V244H169L168 245L169 247H168L167 244H165V241H169V239L174 237V238H172L173 240H176V244L175 243L174 244L177 246H179V245L182 246L181 243L183 240H181V237H184V235H182L181 233L178 234L177 231L175 230V228L174 229L170 228ZM44 231H43V233H41L42 235H44ZM118 231H119V228L116 229L113 227V228H111V230L108 229V232H106V235L99 240L100 244L95 246L94 249L92 247V250L94 251L93 252L94 255H96V256L100 255V253L97 252V249H100L101 245L104 247V243L106 244L107 242H112V241L114 242L115 241V240H111L112 236L115 235L114 237H116V238H117V236H121V235H119L120 232H118ZM123 232H124V230L120 234H123ZM262 232L263 231H261L260 234L258 233L253 237L252 236L242 237L241 235H240V237H238L234 233H232V234H230V233L229 234L228 233H226V234H213V237L209 239L208 243L204 244L200 248L199 252L196 250L194 254L190 252V254L187 255L186 257L183 256L182 259L180 258V260H178L177 258H174V260H175L176 264H187L189 261H193L194 259H195L194 262H196V264H208V263L209 264H239V263H242L243 261L247 262L245 264H252V263L256 264V262L261 260L259 258L261 256H264V248H262L261 250L259 249L258 250L259 252L256 251L257 253L255 252V246L264 240V233H262ZM2 236L3 235H1V230H0V244H1L0 245V251H1L0 252V258L4 262L3 264H11V263L20 264V263H18V261L20 262V259H22L23 260L22 262H25V264H41V262L43 261L44 252H43V254L42 253H38V254L36 253L35 258H33V256H31V254H28L27 256L23 254V256H21V258L20 257L14 258L15 257L14 254L12 256L10 254L8 255L9 249L7 247V244L2 243V241H3ZM124 236L120 237V239H119L121 244L125 243ZM48 237H50V235H48ZM106 237L109 238L111 241L110 240L107 241ZM179 238L181 240L180 243L178 241ZM177 241L179 244L177 243ZM243 241L247 242V244L243 250H240V247H241V244ZM49 242H50V247L52 248L51 240ZM191 242L192 241H190L189 244ZM14 243H15V241H14ZM189 244L188 245L185 244L187 247H184V248L191 250L193 247H191L192 244L191 245H189ZM12 246L14 247L13 243H12ZM12 246H10V247H12ZM118 246H119L118 244L114 245V243H113L114 249H112V250L113 251L115 250L118 253L119 258L115 262H111V264H120V263L122 264L123 258L126 257V255L123 254V252L125 253V251L122 250V255H123V258H122V255L120 252L122 248L118 249ZM188 247L191 249H189ZM177 248H179V247H177ZM46 249L47 248L45 247L44 250L46 251ZM102 249L103 248L101 247V250ZM208 249H211L213 251L215 250V252L210 250L208 253ZM47 252H48V250H47ZM165 253H167V254H165ZM219 253H220V255H218ZM251 254H252V256H254L253 259L251 258L252 256H250ZM204 255H205V257H204ZM214 255H218V256L216 257ZM240 255H242V256L240 257ZM65 257H68V256H65ZM109 257H110V254H107L106 259H108ZM211 257L213 259L215 258V260L212 261ZM68 259H69V261H71L74 264H76V263L80 264L79 260L76 259L75 257H73V258L68 257ZM68 259H65V260H68ZM94 259H96V257H94L93 260ZM247 259H250V260H247ZM56 260L57 259L55 258V261H53L52 263L58 264L59 260H57V262H56ZM163 260L164 259H160V264L163 262ZM90 262L93 263V261H89L88 264ZM124 264H128V262L125 261Z\"/></svg>",
	"mask_w": 264,
	"mask_h": 264
},
{
	"label": "snow or ice",
	"instance_id": "6c2138e0",
	"mask_svg": "<svg viewBox=\"0 0 264 264\" xmlns=\"http://www.w3.org/2000/svg\"><path fill=\"white\" fill-rule=\"evenodd\" d=\"M85 7H95V6L94 5H86ZM104 11H108V10H104ZM110 11L117 13V14H121V15H134L135 14V13L127 12L124 9H120V8L112 9Z\"/></svg>",
	"mask_w": 264,
	"mask_h": 264
}]
</instances>
